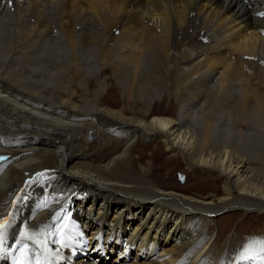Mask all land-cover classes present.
Returning a JSON list of instances; mask_svg holds the SVG:
<instances>
[{"label": "bare ground", "instance_id": "6f19581e", "mask_svg": "<svg viewBox=\"0 0 264 264\" xmlns=\"http://www.w3.org/2000/svg\"><path fill=\"white\" fill-rule=\"evenodd\" d=\"M0 5V139H5L0 154L13 143L7 152L19 156L0 174V220L10 221L0 264H10L21 245L38 246L42 226L59 222L52 215L55 205L23 220L11 212L27 176L51 181L62 212L82 219L90 235L102 230L127 238L119 257L134 249L132 262L119 264H264L239 250L233 232L218 241L203 234L212 218L227 211L264 216V141L234 129L264 117L259 71L264 16H254L259 10L252 3L0 0ZM43 56L60 84L46 87L34 77L26 85L22 75L42 68ZM219 69L213 85L211 76ZM109 87L118 89L113 102L122 106L105 105ZM169 98L178 111L160 107ZM191 104L200 107L195 115L184 109ZM174 111L177 117L167 116ZM183 114L194 116L193 126ZM224 114L229 131L223 133L217 124ZM227 132L231 142L222 136ZM88 136L96 140L88 142ZM17 138L25 142L14 143ZM148 138L159 139L163 152L187 169L215 175L220 189L199 193L166 184L155 173L159 162L140 160L138 141ZM132 150L140 153L133 156ZM149 156L154 159L155 152ZM250 161L262 166L251 167Z\"/></svg>", "mask_w": 264, "mask_h": 264}, {"label": "rangeland", "instance_id": "374dc122", "mask_svg": "<svg viewBox=\"0 0 264 264\" xmlns=\"http://www.w3.org/2000/svg\"><path fill=\"white\" fill-rule=\"evenodd\" d=\"M23 8H25V6H23ZM32 22V20H31ZM5 41L7 40H11L8 38L3 39ZM38 47L35 48V50H39ZM228 55V53H226ZM229 56V55H228ZM234 56H231V60L234 61L235 58H232ZM44 56L43 58H39L38 63L42 62L44 63ZM236 61V60H235ZM237 62V61H236ZM67 62H65V65ZM261 65V66H260ZM259 68H263L262 71H260V73L264 74V61H259ZM245 69V67H244ZM33 69H28L23 75H22V80H24L25 84L28 85L30 83V81H33V78L35 77L36 80H39L41 82L40 85L43 86H52L55 87V85L60 84V77L56 74V70H54V67L52 65V63H48L45 62L42 68H39L38 70L32 71ZM220 69L219 71H215L212 76H211V83L213 84H217L219 81V76H220ZM244 72H246V69L244 70ZM100 78V75L97 77ZM59 81V83H58ZM112 79H110L108 81V84L110 86H113V82H111ZM231 84L237 88V81H230ZM46 85H45V84ZM213 84V85H214ZM259 86H261L260 84H258ZM93 89V88H92ZM91 90V89H90ZM117 88H112L109 87L107 89V93L108 95L111 97V99H108L107 96L104 97L105 100V105L106 106H122L123 103H116L113 102V100L118 99L119 98V94L117 93ZM107 95V94H106ZM202 100V99H201ZM80 103V102H78ZM177 103V102H176ZM174 102L173 98H169V100H163V103L160 104V107L163 110H168L169 108L176 110L177 109V105ZM193 107V108H192ZM199 105L197 104H191L190 106H184V109H190L192 110L195 115V113L197 112V110L199 109ZM179 109H177L178 111ZM207 110V109H206ZM264 111V108H263ZM176 111L172 112V114H169L167 116L173 117L176 116ZM175 115H174V114ZM166 114V113H165ZM199 114V113H198ZM184 117L182 118H187L186 123H190L192 124V126L194 125V120H192V118H194V116H189L187 117L186 114H183ZM226 116V117H225ZM228 115L224 114V117H219V119H223L224 118V122H218V130H220L221 132H225V131H229L227 129V124H226V120L228 119L227 117ZM181 119H179V127H183V123L184 121ZM190 121V122H189ZM192 122V123H191ZM254 121H252L251 123H247L244 126H235V131H242V133L247 136V137H261V139L264 141V117L263 119H261L259 122L256 121V123H253ZM189 124V125H190ZM242 127V128H241ZM251 127V128H248ZM229 128V127H228ZM239 128V129H238ZM246 130V131H245ZM108 132V131H106ZM199 133V132H198ZM231 134V133H230ZM222 136L228 141L231 142L230 140V136H229V132H227V134H222ZM237 138V137H236ZM14 139L13 142L14 143H18V142H25V140L23 139ZM29 139V138H28ZM26 139V140H28ZM34 139V138H33ZM5 139H0V141H4ZM16 140V141H15ZM96 140V138L93 136H88L87 141H94ZM148 140V141H147ZM143 141H138L139 142V146H141L140 148L142 149V152L144 154H142L140 160H142L143 162H152V161H156L159 162L161 165H159L155 170V173L160 175V178L165 181L166 184H176L178 187L180 188H184L185 190L188 191H194V192H199V193H209L210 191L213 192L214 190H219L221 187V180H219L215 175H206L205 173H200L197 171H192L186 168V165L182 162H180L178 160V158H173V157H169V155L167 153H164V148L161 145V142L159 141V139H154V140H149V138ZM145 143L146 145H148L146 147H143V144ZM243 143V142H242ZM241 143L242 147H246L245 144ZM11 145V146H10ZM13 143H9L8 147H13ZM244 145V146H243ZM20 146V145H19ZM145 146V145H144ZM8 147L5 145L4 147V152L5 154H9L11 157H13V155H11L10 153L7 152ZM144 149V150H143ZM6 150V151H5ZM25 153V151H23ZM140 153V150H132V154L137 155ZM151 152H155V156L153 157L154 159H152L151 156H149L151 154ZM32 153H28L26 154V156L31 155ZM19 156H16V158ZM160 159V160H159ZM176 160V161H175ZM253 162V163H252ZM251 167L254 168H260L262 166V164L260 162L257 161H250L249 162ZM189 171V172H188ZM207 180V181H206ZM193 182V183H192ZM185 185V186H184ZM220 186V187H219ZM212 188V189H211ZM209 229H207L205 227L204 233L206 232V235L208 234L209 238H211V240H214L216 237V241H218L222 236V237H226V235L232 233L236 236L237 241H238V247L239 250L244 251L247 255H249V257H257L261 260L264 261V216L263 214H259L256 213L254 211H249V212H245L243 210H232V211H227L226 213H221L218 214L217 216H215L214 218H212V222H210L209 224ZM213 236V237H212ZM124 238V236H123ZM250 240L253 241L255 246L254 247H250ZM256 241V242H255ZM246 247V248H245ZM134 249L132 251L128 252V255L126 256V259H132L133 255H134ZM258 254V255H257ZM116 255L112 256L111 258H109V261H104L106 264H119V262L117 263L116 261L113 263L112 261L115 260ZM130 257V258H129ZM122 257H119L120 260L124 259ZM125 263H131L130 262H126Z\"/></svg>", "mask_w": 264, "mask_h": 264}, {"label": "snow or ice", "instance_id": "6c2138e0", "mask_svg": "<svg viewBox=\"0 0 264 264\" xmlns=\"http://www.w3.org/2000/svg\"><path fill=\"white\" fill-rule=\"evenodd\" d=\"M259 15L264 16V13H261ZM9 223H10L9 220H0V254L4 252L5 234L9 226ZM21 239L22 240L31 239V237L21 236ZM18 251H19V256L13 261V264H32L31 259L27 257V253H28L27 244L21 245ZM37 264H40V262L37 261Z\"/></svg>", "mask_w": 264, "mask_h": 264}]
</instances>
